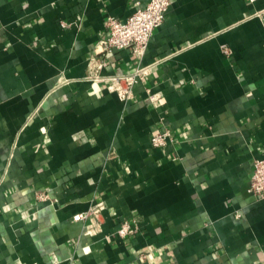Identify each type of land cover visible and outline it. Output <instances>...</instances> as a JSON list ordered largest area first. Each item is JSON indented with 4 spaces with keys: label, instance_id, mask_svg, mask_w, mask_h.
<instances>
[{
    "label": "crops",
    "instance_id": "0c3cea01",
    "mask_svg": "<svg viewBox=\"0 0 264 264\" xmlns=\"http://www.w3.org/2000/svg\"><path fill=\"white\" fill-rule=\"evenodd\" d=\"M134 5L0 0V264H264V199L247 192L264 157V0H171L141 58L105 60L153 64L123 101L84 76L106 16ZM162 127L174 141L153 147ZM98 200L91 233L75 216Z\"/></svg>",
    "mask_w": 264,
    "mask_h": 264
},
{
    "label": "built area",
    "instance_id": "2783aa9c",
    "mask_svg": "<svg viewBox=\"0 0 264 264\" xmlns=\"http://www.w3.org/2000/svg\"><path fill=\"white\" fill-rule=\"evenodd\" d=\"M254 0H249L253 2ZM171 0H148L142 2L135 0L134 10L124 19L107 15L104 23L107 34L100 36L89 56L85 80L94 82H106L109 90L117 96L128 101L133 97L134 85L152 73L153 64H137L128 72L107 73L103 72L105 60L114 50L127 48L136 56L141 58L155 28L161 25L164 20ZM227 51V48H224ZM174 141L171 130L162 127L155 132L150 139L153 147H164ZM247 192L255 201L264 199V157H257L253 160L252 173L248 182ZM44 193L40 197H46ZM105 208L102 201H92L89 207L76 214L75 218L85 222L88 232L101 231V214ZM240 216V212H236ZM138 229L137 219H124L116 229V234L123 238L129 237ZM139 260H143L146 254L139 253Z\"/></svg>",
    "mask_w": 264,
    "mask_h": 264
}]
</instances>
